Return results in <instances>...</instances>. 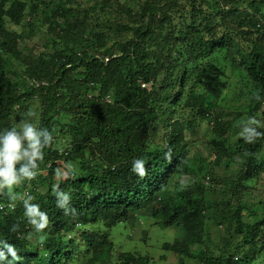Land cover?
<instances>
[{"label": "trees", "instance_id": "trees-1", "mask_svg": "<svg viewBox=\"0 0 264 264\" xmlns=\"http://www.w3.org/2000/svg\"><path fill=\"white\" fill-rule=\"evenodd\" d=\"M92 1L0 0V128L34 103L55 138L36 179L15 189L48 213L43 245L6 193L0 241L18 264H151L114 244L142 224L183 232L159 247L178 264H264V137L245 144L232 132L250 115L264 121V100L253 99L264 96V0ZM45 26L43 50L23 54ZM203 121L213 160L187 153ZM138 157L143 177L131 172ZM68 163L74 172L58 178ZM55 185L74 215L56 206Z\"/></svg>", "mask_w": 264, "mask_h": 264}, {"label": "clouds", "instance_id": "clouds-1", "mask_svg": "<svg viewBox=\"0 0 264 264\" xmlns=\"http://www.w3.org/2000/svg\"><path fill=\"white\" fill-rule=\"evenodd\" d=\"M253 99L262 101L264 96L256 94ZM33 117L34 113L28 110L25 118L20 119L14 126L0 128V193L9 196L13 207L16 200L21 202L23 217L31 225L33 236L38 237L40 244L43 245L44 230L49 223L48 213L41 210L40 204L33 202V195L15 191L22 183L36 179L39 162L43 161L45 156L44 150L50 148L55 140L53 132L41 127ZM262 128L264 121L255 115H250L239 125L237 135L245 144H253L264 137ZM145 164L144 158H134L131 162V172L139 177L145 176L147 172ZM65 167L66 171L61 168L56 170L58 178L74 172L72 163H68ZM53 191L56 196V206L65 214L74 215L76 210L71 207V194L59 190V185H55ZM19 228V224H14L11 231L16 232ZM18 260L16 247L6 241H0V264H18Z\"/></svg>", "mask_w": 264, "mask_h": 264}, {"label": "rangeland", "instance_id": "rangeland-1", "mask_svg": "<svg viewBox=\"0 0 264 264\" xmlns=\"http://www.w3.org/2000/svg\"><path fill=\"white\" fill-rule=\"evenodd\" d=\"M80 4H82L83 6L87 7L90 6L91 4H93L92 0H77ZM31 23H33V26H36V20L33 18L31 20ZM9 28L12 30H16L17 32H21L22 30H24L25 32L28 31V28H21V27H17L14 25L9 24ZM34 37H31L30 39H27L24 42H21L19 44V48L22 51L23 54H27V51L25 50L26 47H28L30 50L33 49V46H36L35 49H38V51H36V53L40 52L43 50L47 40V31H46V26L45 27H36V32L33 33ZM26 46V47H25ZM25 47V49H24ZM216 63L219 64H224V60L222 58V56L218 57V60L216 61ZM231 74L228 71L227 72V76L229 77ZM215 102L214 99L211 100V105H213V103ZM35 105L38 104H34L30 105L34 110L33 113H37ZM34 120L38 121V117L34 115ZM241 123H236L234 124L233 128H232V132L236 133L239 131V125ZM198 132L200 134V136L196 139V138H190L189 137V129H186L185 133H186V137H189L188 139H191V142L188 145V149H187V153L188 155L192 156L194 159L198 160L200 157H206L210 160H213L212 154L211 152L208 150V148L205 146V144H203L201 142L202 140V136H204L205 138H209V135L211 134V129L208 128V122L207 121H203L200 124H198ZM157 136L155 137V141L157 142H161V132H157ZM227 162L224 161L223 163V170L224 166ZM70 175V174H69ZM68 176V175H67ZM65 176V177H67ZM178 177L175 178V184L173 185V190H175V192L179 191L180 189V185L177 183L178 182ZM264 180L261 182L263 183ZM261 185V184H260ZM263 185H261L262 187ZM177 190V191H176ZM38 191L40 192H44L45 189H43L42 187L38 188ZM19 193V192H17ZM147 227L145 225H138L136 227H133L132 225H130V229L126 231V239L128 240V242L126 241L125 243L122 242V240L125 238V236H121L120 238H115L114 239V244L115 245H122L123 246V251H135L138 252L142 255H146L150 258L151 260V264H178L179 262V258L171 253H164L162 251H160L159 247L160 244H162L164 241H169L172 242L174 239L178 240L181 238V236L183 235L182 231H177V230H172V231H161L159 233H157V235H155L156 233L154 231H152L153 229H149L148 231H150L148 234L143 231L145 230ZM129 235V236H128ZM164 235V236H162ZM150 236V238H149ZM152 237V238H151ZM84 260H81V262L77 263V264H83ZM73 264V263H72ZM185 264H189V261H187V263Z\"/></svg>", "mask_w": 264, "mask_h": 264}, {"label": "built area", "instance_id": "built-area-1", "mask_svg": "<svg viewBox=\"0 0 264 264\" xmlns=\"http://www.w3.org/2000/svg\"><path fill=\"white\" fill-rule=\"evenodd\" d=\"M3 208V206H0V209H2Z\"/></svg>", "mask_w": 264, "mask_h": 264}]
</instances>
